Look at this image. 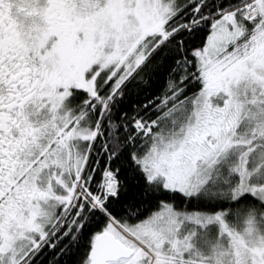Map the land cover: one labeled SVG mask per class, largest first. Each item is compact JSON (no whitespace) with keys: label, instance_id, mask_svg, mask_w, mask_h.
I'll use <instances>...</instances> for the list:
<instances>
[{"label":"snow or ice","instance_id":"snow-or-ice-1","mask_svg":"<svg viewBox=\"0 0 264 264\" xmlns=\"http://www.w3.org/2000/svg\"><path fill=\"white\" fill-rule=\"evenodd\" d=\"M0 264H264V0H0Z\"/></svg>","mask_w":264,"mask_h":264}]
</instances>
